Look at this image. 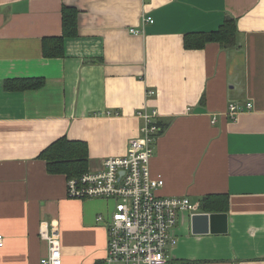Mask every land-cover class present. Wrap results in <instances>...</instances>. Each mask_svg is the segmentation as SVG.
<instances>
[{
  "label": "crops",
  "instance_id": "0c3cea01",
  "mask_svg": "<svg viewBox=\"0 0 264 264\" xmlns=\"http://www.w3.org/2000/svg\"><path fill=\"white\" fill-rule=\"evenodd\" d=\"M63 8L75 12L76 35L62 57L45 58L42 40L62 35ZM226 18L234 48H184L186 34ZM12 80L44 84L5 90ZM248 103L230 119L229 105ZM138 112H156L163 129L150 162L164 180L157 195L197 206L178 214L168 261L264 264V0H0V264H39L42 234L57 235L62 264H102L96 217L114 203L68 199L66 178L39 155L65 138L86 144L88 171L123 161L143 151ZM207 196L223 198L226 212L200 211ZM196 214H225L226 233H192Z\"/></svg>",
  "mask_w": 264,
  "mask_h": 264
},
{
  "label": "built area",
  "instance_id": "2783aa9c",
  "mask_svg": "<svg viewBox=\"0 0 264 264\" xmlns=\"http://www.w3.org/2000/svg\"><path fill=\"white\" fill-rule=\"evenodd\" d=\"M143 25L154 23L152 17L142 19ZM132 33L138 34L139 31ZM152 94V93H150ZM251 104L228 106L230 119L249 111ZM144 120L141 128L144 147L142 152L130 150L123 161L106 158L102 169L87 171L77 179L67 180L66 195L70 200H111L113 211L98 224L106 228V251L102 264H172L166 252L172 245L171 230L180 212H195L197 206L187 197H160L158 189L164 180L152 174L150 162L153 146L160 136L156 112H138ZM48 246V256L39 264H62L57 235L42 234ZM4 237L0 234V248ZM236 264V263H233Z\"/></svg>",
  "mask_w": 264,
  "mask_h": 264
},
{
  "label": "trees",
  "instance_id": "16d2710c",
  "mask_svg": "<svg viewBox=\"0 0 264 264\" xmlns=\"http://www.w3.org/2000/svg\"><path fill=\"white\" fill-rule=\"evenodd\" d=\"M75 12L69 8L62 10V35L57 38H44L43 56L45 58L62 57V44L64 39L74 37ZM237 30L232 19L226 18L218 30L208 33H189L184 36L183 45L187 50L200 49L207 43L216 42L224 49H231L237 45ZM41 80L5 81L4 89L7 91L32 90L42 88ZM160 135L163 131L160 127ZM39 157L45 162L46 169L50 174L63 175L66 180L77 179L88 171V149L85 143L71 142L61 138L46 148ZM223 198L207 196L200 203V211L215 212L227 210V202L224 200L223 207H219L217 200Z\"/></svg>",
  "mask_w": 264,
  "mask_h": 264
},
{
  "label": "water",
  "instance_id": "95a60500",
  "mask_svg": "<svg viewBox=\"0 0 264 264\" xmlns=\"http://www.w3.org/2000/svg\"><path fill=\"white\" fill-rule=\"evenodd\" d=\"M191 223L194 234H223L227 231L225 214H196L191 217Z\"/></svg>",
  "mask_w": 264,
  "mask_h": 264
}]
</instances>
